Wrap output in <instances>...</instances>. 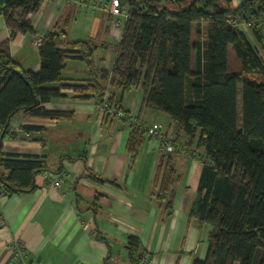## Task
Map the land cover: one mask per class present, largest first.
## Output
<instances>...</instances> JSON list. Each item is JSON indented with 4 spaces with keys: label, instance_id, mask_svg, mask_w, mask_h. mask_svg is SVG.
<instances>
[{
    "label": "trees",
    "instance_id": "obj_1",
    "mask_svg": "<svg viewBox=\"0 0 264 264\" xmlns=\"http://www.w3.org/2000/svg\"><path fill=\"white\" fill-rule=\"evenodd\" d=\"M48 1L0 0V18L9 31L0 44V141L19 112L36 119L68 117L44 108L65 97L62 89L79 98L93 95L95 104L105 96L98 83L47 87L62 81L68 60L92 68L90 43L62 41L64 30L53 29L41 39L39 72H24L10 58L9 40L34 34L27 18ZM120 1L123 15L112 17L122 18L116 20L122 33L109 84L121 93L138 89L142 108L167 116L177 134L193 139L198 133V145L206 154L192 215L209 225L211 233L204 261L194 264H264V56L240 29L248 26L261 42L264 0H245L236 9L230 7L231 0ZM162 3H170L174 11ZM107 101L118 104L110 96ZM30 129L40 127L25 128ZM130 131L128 152L133 156L145 135L139 124ZM177 134L173 151H161L164 170L156 200L165 216L172 213L175 196L171 155ZM44 172L36 158L0 152V195L31 192L35 176ZM129 240V263L143 264L146 255L138 239Z\"/></svg>",
    "mask_w": 264,
    "mask_h": 264
},
{
    "label": "crops",
    "instance_id": "obj_2",
    "mask_svg": "<svg viewBox=\"0 0 264 264\" xmlns=\"http://www.w3.org/2000/svg\"><path fill=\"white\" fill-rule=\"evenodd\" d=\"M80 1L49 0L29 15L34 34H17L9 40L12 61L24 72H39L36 39L53 29L64 30L62 41L90 43L92 68L83 61L68 60L62 81L47 87L98 83L104 86L106 96L140 123L156 124L174 138L175 125L159 111L142 108L138 89L121 93L109 84L122 33L113 23L122 18L92 9V5L109 4V0ZM243 1L231 0L230 7L236 9ZM240 29L256 50L261 48L263 58L264 31L257 43L248 26L242 24ZM8 38L9 31L0 18V44ZM60 92L65 97L53 99L44 108L69 113L68 117L36 119L19 112L0 141L1 153L36 158L42 170L54 173L60 183L59 188H49L39 174L31 192L0 196V211L6 220V225L0 226V264H22L10 249L13 240L25 248L26 263L130 264L127 246L131 236L138 239L151 264L204 261L211 227L192 215L207 163L204 148L197 142L198 133L193 139L177 134L171 155L175 196L172 213L165 216L156 200L164 170L157 143L144 136L131 156L128 126L104 117L96 109L93 95L79 98L71 90ZM240 103L238 86V117ZM34 127L40 129L25 130Z\"/></svg>",
    "mask_w": 264,
    "mask_h": 264
},
{
    "label": "built area",
    "instance_id": "obj_3",
    "mask_svg": "<svg viewBox=\"0 0 264 264\" xmlns=\"http://www.w3.org/2000/svg\"><path fill=\"white\" fill-rule=\"evenodd\" d=\"M81 4H86L87 0H81ZM101 9L102 11L106 12L108 16H119L123 15V11L121 8V1L120 0H110L109 4H101L92 5V9ZM124 18L126 15L124 14ZM259 23L264 28V18L259 20ZM113 26L116 28L122 27V24L119 21L113 23ZM41 42V38H37L35 41L36 46H39ZM108 96H104L103 101L101 103L95 104L96 109L106 118H112L119 122H122L129 128L136 126L139 124L140 129L143 131L144 135L149 139L155 141L158 145L160 151H162L165 155L169 154L173 151V142L174 138L172 136H164L165 134L161 131L158 125L151 124L147 125L145 123H138V120L129 115L125 110H123L119 104L109 103L107 101ZM0 138H1V130H0ZM43 179L47 184V187L51 188H59L60 183L57 181L56 176L54 173L51 172H44ZM1 196V195H0ZM6 220L2 212L0 211V226H5ZM10 249L14 254L15 258L21 260L22 264H32L26 263L25 259V248L18 240H13L10 244ZM143 264H151V261L148 259L147 256L143 257Z\"/></svg>",
    "mask_w": 264,
    "mask_h": 264
},
{
    "label": "rangeland",
    "instance_id": "obj_4",
    "mask_svg": "<svg viewBox=\"0 0 264 264\" xmlns=\"http://www.w3.org/2000/svg\"><path fill=\"white\" fill-rule=\"evenodd\" d=\"M162 6H163V7H168L170 10L174 11V6L171 5L170 3H162ZM263 34H264V32H263ZM253 44H255L254 41H253ZM263 45H264V44H263ZM260 49H261V48H259V50H257L258 53H259V54H263L262 51H261ZM149 125H151V124H149Z\"/></svg>",
    "mask_w": 264,
    "mask_h": 264
}]
</instances>
